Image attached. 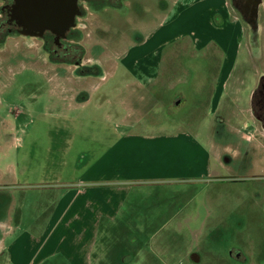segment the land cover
I'll use <instances>...</instances> for the list:
<instances>
[{"label":"rangeland","instance_id":"obj_1","mask_svg":"<svg viewBox=\"0 0 264 264\" xmlns=\"http://www.w3.org/2000/svg\"><path fill=\"white\" fill-rule=\"evenodd\" d=\"M128 2L126 14L114 12L106 21L89 15L83 23L84 59L94 56L104 77H77L68 66L61 71L43 54L33 56L36 45L19 38L0 46V215L8 212L11 226L0 231V264H17L9 244L24 230L38 232L34 218L53 187L88 174L132 123L142 131L188 129L206 149L210 167L195 181L138 186L142 203L100 240L99 254L111 246L100 262L116 264L114 255L128 251L135 256L128 264H234L230 250L238 248L250 264H260L264 135L245 139L237 128L244 130L246 121L249 130L255 127L248 105L264 74V5L253 47L227 0ZM30 52L31 62L19 57ZM9 54H15L11 61ZM158 68L154 83L138 85ZM224 80L225 91L236 94L213 105L214 86ZM172 240L174 258L151 243ZM193 252L199 263L191 260Z\"/></svg>","mask_w":264,"mask_h":264},{"label":"crops","instance_id":"obj_2","mask_svg":"<svg viewBox=\"0 0 264 264\" xmlns=\"http://www.w3.org/2000/svg\"><path fill=\"white\" fill-rule=\"evenodd\" d=\"M159 71L158 68L151 77L143 75L144 80H140L138 85L145 87L154 83ZM227 88L225 80L217 82L210 103L218 106L222 95L235 96L236 91L228 93L225 91ZM132 124L117 134L114 144L95 165L88 166L91 169L88 174L70 184L53 187L42 212L34 218L39 226L38 232L34 234L32 230H24L9 244L12 261L17 264H30L32 261L46 263L50 260H60L62 264H94L99 259L97 264H102L100 261L108 256L111 246L103 253L105 246L99 254L97 245L100 243L102 246L104 243L100 240L106 234L112 235L114 226L122 223L124 217L133 215L137 203H142L139 193L142 188L138 186L195 181L201 178L204 170L209 169L206 149L191 137L188 129L142 131L133 129ZM151 215L160 217L152 211ZM7 219L8 212L0 215L2 233L11 229L5 222ZM3 237L0 238L1 248L5 247ZM151 243L167 258L176 256L173 240ZM127 253L117 252L113 260L116 264H128L135 256Z\"/></svg>","mask_w":264,"mask_h":264},{"label":"flooded vegetation","instance_id":"obj_3","mask_svg":"<svg viewBox=\"0 0 264 264\" xmlns=\"http://www.w3.org/2000/svg\"><path fill=\"white\" fill-rule=\"evenodd\" d=\"M128 1L0 0V46L9 38H19L30 42L31 46L36 45L33 48L36 55L31 52L19 55L28 62L32 61V55L43 54L50 65L60 66L58 68L61 71L68 66L77 77H104L101 63L94 56L92 60L84 59L86 49L81 45L82 29L85 27L83 23L89 15H100L106 21L114 12L126 14L131 5ZM263 2L264 0H227L228 7L237 14L248 30L253 47L258 44ZM12 56L15 54H9L7 59L11 61ZM9 61L3 63L2 68L9 66ZM73 94L75 98L88 96L80 91H74ZM248 111L249 118L254 121V129L249 130L246 121L244 130L237 128V131L245 139L257 140L259 135H264V74L261 72L251 91ZM218 119L219 122L223 121L222 117ZM190 257L194 263H199L200 256L197 252L191 253ZM230 258L234 264H250L238 248L230 250ZM260 264H264V261Z\"/></svg>","mask_w":264,"mask_h":264}]
</instances>
